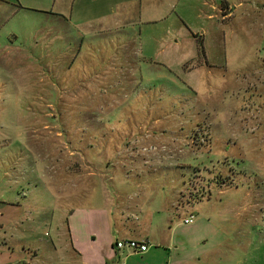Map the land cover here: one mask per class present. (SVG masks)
Listing matches in <instances>:
<instances>
[{
  "label": "rangeland",
  "instance_id": "rangeland-1",
  "mask_svg": "<svg viewBox=\"0 0 264 264\" xmlns=\"http://www.w3.org/2000/svg\"><path fill=\"white\" fill-rule=\"evenodd\" d=\"M230 1L232 13L218 25L188 17L192 25L204 26L197 32L207 30L208 58L195 55L191 61L212 65L185 73L176 54L145 59L139 85L130 75H124L125 84L117 82L121 74L109 71V79L103 77L108 82L98 84L103 75L87 82L90 90L85 89L90 76L80 72L75 89L59 90L60 78L52 87L46 84L52 78H46L43 86L37 73L42 64L51 76L52 69L83 71L85 44L70 67L77 35L63 21L23 10L0 25V264H22L18 261L27 256L31 264L56 259L52 244L67 258L69 213L97 205L103 184L111 205L127 196L142 203L148 196L203 192L210 198L198 212L217 214L215 221L227 229L236 213L264 214V0ZM52 21L60 24L58 38L47 44L44 34ZM12 27L22 53L4 47ZM180 43L184 53L194 48L192 42ZM197 48L203 57L202 43ZM105 53L112 54L111 45ZM100 59L98 53L97 65ZM106 167L101 181L96 175ZM89 172L92 177L85 178ZM183 218L173 216L178 231L191 226ZM82 227L91 228L85 221Z\"/></svg>",
  "mask_w": 264,
  "mask_h": 264
},
{
  "label": "crops",
  "instance_id": "crops-1",
  "mask_svg": "<svg viewBox=\"0 0 264 264\" xmlns=\"http://www.w3.org/2000/svg\"><path fill=\"white\" fill-rule=\"evenodd\" d=\"M230 3V0H0V25L9 22L13 16L20 15L23 10L43 12L52 20L63 21L61 24L70 27L78 39L75 40L76 54L70 67L82 53L83 44H85L84 58L86 59L87 56L88 61L86 63L84 60L83 71L73 72L72 69H68V72L61 73L58 69H52V76L48 68H44L42 64L41 69L39 68L40 72H37L38 81L44 86L46 78L47 81L48 78H52L46 83L52 87L55 80L60 78L62 83L60 81L59 83L63 87L59 90H63L64 85L67 89L73 87L75 89L82 82L77 80L83 76L79 74L80 72L85 74L84 76H90L85 78V89L90 90V84L87 85V82L90 83L93 78L101 75L103 76L99 78L98 84H102L103 80L104 83L108 82L103 77L108 78L109 71L110 74H121L118 75L122 77L116 79L117 82L125 84V76L130 75L134 84L139 85L142 81L141 61L144 62L145 59L156 62L161 59H172L176 54V57L182 60L180 66L185 73H189L195 67L212 65L208 60L197 61L195 64L191 61L195 60L193 58L195 55L197 59L208 58L204 48L207 30L197 32L198 28L204 26L192 25V20L188 17L194 21L196 19L214 21L218 25L217 20L225 22L230 17L232 13ZM173 12L176 13L174 18ZM214 23L208 22L207 26L211 28ZM59 26L60 24L56 25L54 22L53 28L46 31L44 35L48 37L47 44L56 41ZM171 27L175 32L171 31ZM6 36L7 40L4 43L6 52L22 53L23 51L13 41L18 37L17 31L12 27ZM182 39L187 44L194 43L190 53L180 50ZM199 43H202L203 57L197 50ZM110 45L112 54L106 58L105 52ZM104 48L106 49L102 55L100 50ZM98 53L101 55L99 65H97ZM110 59L111 62L108 64ZM168 66L173 67L169 64ZM107 67L108 71H103ZM154 74L157 72L154 71ZM135 75L137 78L134 80ZM71 79L72 85L69 82ZM66 81L68 84H65ZM77 81L80 82L78 85L75 84ZM90 97L89 105L93 101ZM91 118L93 117L90 116L88 119ZM90 133L86 134L93 138V134ZM101 134L98 137L103 138L105 134L103 132ZM87 146L91 147V144ZM99 170L97 178L105 181V177L108 176L104 173L108 170L107 167ZM77 175L75 172L74 178ZM89 176L92 177L90 172L85 174V178ZM100 189L97 205L90 204L85 209L78 211L76 208L69 213L72 216L68 223L69 245L65 246L68 257L60 258L59 247L52 244L53 251L58 254L57 258L41 261L38 264H120L122 262L124 264H264L261 262L264 261V248L261 251L256 245L258 238H260L259 242L264 244V214L257 218L252 217L250 212L236 213L233 218L234 224L232 223L227 229L222 223L215 221L217 214L208 213L202 216L203 213L200 215L198 212L203 202L209 201L210 198L208 195L204 196L203 192L194 195L191 192L187 195L180 191L175 197L164 196V198L148 196L142 203L132 202V198L127 196L124 201L117 200L111 205L105 184ZM132 196L136 197V195ZM180 213L184 215L182 223L191 226L178 231L177 225L180 224H173V216ZM186 213L194 216L192 223H184V219L189 217ZM247 215L250 219H247ZM72 218L75 220L74 223ZM237 219L240 224L239 232L238 222L235 221ZM247 220H251L250 227L248 230H243ZM84 221L91 228L82 227ZM257 229H259L258 236L253 238ZM124 239L146 242L147 249L140 253L126 249L117 250L116 241ZM29 251L30 255L36 254L33 249ZM27 258L28 256L26 259L21 258L18 262L31 264L30 257L28 261Z\"/></svg>",
  "mask_w": 264,
  "mask_h": 264
},
{
  "label": "built area",
  "instance_id": "built-area-1",
  "mask_svg": "<svg viewBox=\"0 0 264 264\" xmlns=\"http://www.w3.org/2000/svg\"><path fill=\"white\" fill-rule=\"evenodd\" d=\"M194 220V216L190 215L189 217L184 219V223H192ZM117 250H129L130 252H144L147 249V243L135 239H124L117 240L115 244ZM120 264H124L123 262Z\"/></svg>",
  "mask_w": 264,
  "mask_h": 264
}]
</instances>
